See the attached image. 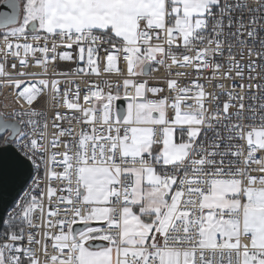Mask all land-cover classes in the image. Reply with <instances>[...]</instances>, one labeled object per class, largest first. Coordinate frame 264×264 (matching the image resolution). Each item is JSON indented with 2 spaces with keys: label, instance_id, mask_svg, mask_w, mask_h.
<instances>
[{
  "label": "snow or ice",
  "instance_id": "6c2138e0",
  "mask_svg": "<svg viewBox=\"0 0 264 264\" xmlns=\"http://www.w3.org/2000/svg\"><path fill=\"white\" fill-rule=\"evenodd\" d=\"M0 264H264V0H0Z\"/></svg>",
  "mask_w": 264,
  "mask_h": 264
},
{
  "label": "water",
  "instance_id": "95a60500",
  "mask_svg": "<svg viewBox=\"0 0 264 264\" xmlns=\"http://www.w3.org/2000/svg\"><path fill=\"white\" fill-rule=\"evenodd\" d=\"M19 191L18 187L9 186L6 190L0 186V214L9 206L12 197Z\"/></svg>",
  "mask_w": 264,
  "mask_h": 264
}]
</instances>
